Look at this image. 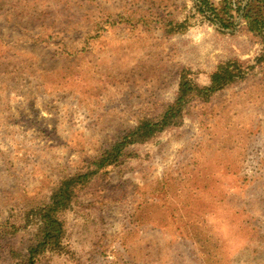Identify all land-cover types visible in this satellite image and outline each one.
<instances>
[{
    "label": "rangeland",
    "instance_id": "rangeland-1",
    "mask_svg": "<svg viewBox=\"0 0 264 264\" xmlns=\"http://www.w3.org/2000/svg\"><path fill=\"white\" fill-rule=\"evenodd\" d=\"M193 3L0 0V264L26 251L31 209L173 101L182 72L208 85L235 60L243 79L79 186L37 264H264L262 43Z\"/></svg>",
    "mask_w": 264,
    "mask_h": 264
},
{
    "label": "trees",
    "instance_id": "trees-1",
    "mask_svg": "<svg viewBox=\"0 0 264 264\" xmlns=\"http://www.w3.org/2000/svg\"><path fill=\"white\" fill-rule=\"evenodd\" d=\"M193 1L197 13L220 29L233 30L235 18L239 17L242 27L262 43L256 62L264 61V0H220L218 3L212 0ZM183 26L185 22L179 28ZM242 65L238 60L219 64L210 74L208 85L194 83L188 78L187 72H182L173 101L163 103L155 113L140 119L128 133L117 138L92 160L91 167L62 179L48 201L31 209L36 229L26 251L13 253L16 257L14 264H37L39 257L45 252L60 251L65 233L62 214L77 196L78 188L86 184L98 170L116 162L126 146L144 143L168 128L181 125L184 115L193 104L203 103L217 90L243 79L247 71Z\"/></svg>",
    "mask_w": 264,
    "mask_h": 264
}]
</instances>
